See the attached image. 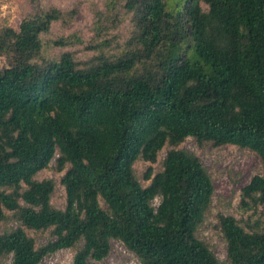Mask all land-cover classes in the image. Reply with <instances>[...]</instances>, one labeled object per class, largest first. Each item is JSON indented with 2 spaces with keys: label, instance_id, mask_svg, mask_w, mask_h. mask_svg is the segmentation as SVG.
Instances as JSON below:
<instances>
[{
  "label": "trees",
  "instance_id": "trees-1",
  "mask_svg": "<svg viewBox=\"0 0 264 264\" xmlns=\"http://www.w3.org/2000/svg\"><path fill=\"white\" fill-rule=\"evenodd\" d=\"M26 2L16 29L0 26V223L8 214L19 223L0 233V257L39 264L76 248L72 264H97L113 240L140 264H219L196 236L212 181L178 147L192 138L247 149L264 171V0H111L83 63L69 51L45 55L83 43L47 39L75 12ZM114 3L130 34L113 48L102 21L118 26ZM139 159L149 164L145 187L133 172ZM53 161L64 172L62 210L50 203L53 181L34 180ZM240 204L264 209V175L242 187ZM217 219L229 264H264V232ZM27 230L51 238L37 247Z\"/></svg>",
  "mask_w": 264,
  "mask_h": 264
},
{
  "label": "rangeland",
  "instance_id": "rangeland-1",
  "mask_svg": "<svg viewBox=\"0 0 264 264\" xmlns=\"http://www.w3.org/2000/svg\"><path fill=\"white\" fill-rule=\"evenodd\" d=\"M109 2L111 0H40L42 8L56 7L65 11H74L76 14L69 28H64L60 24L53 26L47 35L48 40L75 35L83 42L64 49L50 48L46 50L45 55L55 58L60 53L69 51L73 54L76 62L83 63L90 60L94 54L89 47L95 44L96 22L99 18L110 16ZM114 6L115 9H112V12L118 10L120 13L119 19L121 21L118 22V26L114 25L113 27L108 22L102 21L106 26L102 30V36L105 40L113 41V48L117 44L123 43L130 34L128 15H125L123 9L116 3ZM30 12L31 9L26 0H0V26H10L16 29L21 20ZM5 66V59L0 58V69ZM167 149L165 147L158 154V161L153 166L154 173L161 171L162 160ZM178 149L196 156L213 184L211 204L196 236L209 247L219 264H229L226 255V242L221 233L217 216L223 214L233 217L245 231L264 232V209L252 204L244 208L240 204L242 187L248 184L253 176L264 175L262 165L257 155L252 151L230 145L214 147L210 143L200 144L192 138H187ZM148 166L149 164L141 159L133 165L134 175L143 187L148 185V182L143 180V174ZM63 174L64 172L59 173L55 170L53 161L48 169L39 172L34 177L36 181H53L54 192L50 203L52 207L59 210H62L65 204L64 188L60 184ZM153 203L157 205L159 200L156 199ZM11 216L8 214L7 220L0 223V233L9 232L19 226V223ZM27 234L35 240L37 247L44 245L51 238L50 231L34 232L27 230ZM75 249L60 250L45 257L39 264H72ZM0 264H11V256L0 257ZM97 264H140V261L134 254L127 251L121 243L111 240L108 256Z\"/></svg>",
  "mask_w": 264,
  "mask_h": 264
}]
</instances>
